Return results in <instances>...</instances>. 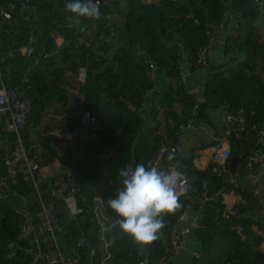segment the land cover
I'll use <instances>...</instances> for the list:
<instances>
[{"label": "trees", "instance_id": "obj_1", "mask_svg": "<svg viewBox=\"0 0 264 264\" xmlns=\"http://www.w3.org/2000/svg\"><path fill=\"white\" fill-rule=\"evenodd\" d=\"M10 1L0 0V6ZM32 2L39 41L47 46L50 57L39 66H34L31 58L19 52V48L28 42V30L20 15H15L12 25L3 27L0 55L4 82L8 89L18 87L25 91L32 104V112L27 118L23 134L26 145L35 144L26 141L25 134L39 123L54 120L50 132L60 128L73 129L79 123L80 112L76 113L75 108L68 106L71 100L68 92L71 89L78 87L81 93L88 96L89 109L97 111L100 125L98 137L90 140L85 155L87 158L71 173L81 186V194L87 198L80 218L85 217L98 229L94 214L95 196L102 199L107 215L113 219L120 218L108 207L107 201L114 198L123 187L121 169L127 168L128 164L135 168L138 163L146 167L153 166L163 144L175 145L179 142L177 132L181 125L191 122L188 121L190 118H196L197 115L204 119L208 109H229L233 114L243 110L244 124L249 132H241L240 138H229L231 152L225 166L232 171L230 168L236 165L235 171L240 172V186L234 188L230 184L228 173L220 174L224 167L219 164L212 163L206 173L218 186L219 194L233 191L239 202L227 208L218 199L215 206L221 210L219 220L212 226L197 230L202 253L191 264H264V231L254 219V213L261 207L257 194L259 186L253 185L251 179L257 166L249 170L246 162L239 159V156L248 154L246 151L254 143L255 135L264 130V26L258 22L261 12L255 0H190L184 6L172 0H163L159 4L130 0L126 17L127 32L130 40L146 54L139 60L131 57L123 48L110 54L113 45L106 44L105 35L101 34L90 49L94 77L86 84L78 82V54L74 53L78 50L74 35L77 30L64 26L63 9L67 0ZM229 11L241 15L238 20V36L228 34L226 40V53L232 62H237L236 68L225 69L224 65L209 69L204 102L200 104L187 93L184 86L163 87L152 98L154 126L139 132L142 120L138 110L146 93L154 86L150 77V60L156 61L162 76L177 83L180 79L181 49L189 53L195 64L199 49L209 43L207 24L216 25L215 33L224 30ZM55 34L65 38L61 47L57 46ZM176 36L182 38V43H179ZM108 56H112L109 62ZM179 103L189 110L188 113L180 114L174 110ZM195 108L196 114L192 112ZM162 111L166 113L164 122L159 117ZM163 124L166 126L165 135L161 134ZM5 138L13 139L14 136L4 134L0 129V144ZM255 146L254 143L252 149ZM188 164L180 156L167 152L162 156L158 168L167 170L170 165H175L176 170L182 172L185 167V173L191 180L193 174ZM84 172L90 176L91 187L83 179ZM41 192L44 201L54 202L50 191L46 195ZM179 204L175 213L163 218L170 246L171 233L188 204L186 194L179 197ZM18 208L16 198L0 196V264H21L7 258L8 246L17 242L24 221L25 213ZM239 214L244 216L237 218ZM113 233L115 237L110 248L113 263L136 264L142 245L123 233L119 224L113 227ZM95 247L100 250L99 236L96 237ZM146 249L160 257L169 256L171 250L166 249L158 240L146 246ZM102 258L103 253L98 251L97 264L101 263Z\"/></svg>", "mask_w": 264, "mask_h": 264}, {"label": "crops", "instance_id": "obj_2", "mask_svg": "<svg viewBox=\"0 0 264 264\" xmlns=\"http://www.w3.org/2000/svg\"><path fill=\"white\" fill-rule=\"evenodd\" d=\"M145 4H159L163 0H141ZM190 0H178L180 5H188ZM108 9L112 11V20L116 28L117 34L115 35L113 42V48L110 54L118 52L120 48L127 51L131 57L139 60L144 56L145 52L134 44L129 37L126 28V17L129 12L130 0H109ZM258 22L264 26V14L259 16ZM76 29L82 37V41L79 45L78 59L80 66L86 67L88 71L87 82L91 81L94 77V72L91 69L92 57L90 55L91 46L96 41V38L101 34L106 36L107 30L103 18L99 20H84L82 19L79 24H76ZM228 33L226 30H219L214 34V39L210 43V51L208 54L207 65L195 66L187 51L181 49L179 72L180 77L183 79L177 81V83L169 77H164L160 74V68L156 61L150 60V77L153 82V87H159L162 89L168 85L184 86L185 89H195V97L198 104L204 102L205 85L209 77V69L214 67H223L235 69L237 62H232L231 57L226 53V40ZM54 39L58 47H61L65 38L59 34L54 35ZM180 43V42H179ZM244 58V57H243ZM112 60V56L107 57V61ZM105 68V67H103ZM116 69V68H115ZM103 70V69H102ZM76 89H71L68 95L71 96L69 101V107L75 108V112L81 114L83 110L89 109V98L85 93H81ZM152 98L153 95L145 96V100L142 106L138 110V114L142 120V126L139 132H145L154 126V119L152 116ZM174 110L177 113H188V109L179 103L175 106ZM197 108L192 112L196 114ZM224 109H208L207 116L204 119L199 117H192L188 121H192V126L183 130V139L181 141L182 154L181 158L189 163L190 172L193 174V178L190 180L195 188L193 197L195 203L189 208L184 221H178L175 225L174 231L171 233V239L174 236L182 243V248L179 253L171 257L169 264H191L196 255L202 253V243L198 236L200 228H206L215 224L216 212L215 203L218 199L227 207L232 208L237 202L238 198L233 191L218 192V186L208 178L207 170L214 160V149L212 147V138L215 135L222 134L225 129V119L223 115ZM166 113L162 111L160 114V120L164 122V116ZM0 129L7 120V116L0 117ZM193 119V120H192ZM54 120L45 121L31 128L28 131L26 141H31L40 146L43 149V155L41 157V169L37 176L38 189L35 185L25 178L11 179L5 172L0 170V196H13L19 203V211L28 215H37L40 213L41 203L38 195V190L48 194L55 188L54 179L57 175L68 172L72 173L78 168L81 162L87 157L89 142L91 140L90 126H85L79 135L73 142H59L52 135L50 130L51 125L54 126ZM85 132V135L83 133ZM161 134H166V126H161ZM257 135H255L254 143L256 142ZM248 147L247 153L251 151L253 145ZM227 151H230V145H227ZM229 152V153H230ZM240 157V156H239ZM240 159V158H239ZM238 159V160H239ZM240 165V162L237 161ZM237 164V165H238ZM235 168V169H234ZM234 164L230 169L236 170ZM187 169V168H186ZM83 179L91 187L90 176L85 172L83 173ZM41 186V187H40ZM177 192L180 193L178 185ZM42 193V192H41ZM257 194L259 195L260 209L254 213L255 221L264 219V183L258 187ZM51 197L54 199V203L59 211L61 218V229L57 233V245L65 254H70L75 257L81 258L83 264H87L89 261L90 248L95 247L96 237L99 236L96 225H92L85 217L80 218L77 214L79 210L83 209L82 202H76L74 208L69 207L62 195L58 197ZM181 197V195H179ZM208 197V201L205 202L204 198ZM94 202V207H96ZM197 217L198 226H195L194 220ZM113 219V218H112ZM114 221V219H113ZM114 227V226H113ZM113 227L108 231L110 240H114ZM41 233V232H40ZM32 233L28 238L18 239L16 242L19 248V259L21 264H43L42 255L47 251L50 240L44 242L45 238H48L46 234ZM80 238H85L87 245L84 248H78L77 242ZM158 241H161L166 249L170 250V244L168 245L167 234L163 230L159 233ZM139 258L147 259L150 262H157L162 258L158 254L143 249V245L139 248ZM103 253L104 249L100 243V250ZM264 251V244H263ZM101 264V263H100ZM103 264H114L113 256L111 260H105Z\"/></svg>", "mask_w": 264, "mask_h": 264}, {"label": "built area", "instance_id": "obj_3", "mask_svg": "<svg viewBox=\"0 0 264 264\" xmlns=\"http://www.w3.org/2000/svg\"><path fill=\"white\" fill-rule=\"evenodd\" d=\"M178 0H172V2L177 3ZM102 12V18L105 23L107 30L104 42L106 44H112L115 35L117 34L116 28L112 20V11L108 9L109 0H95ZM258 4L261 14H264V0H255ZM20 15L22 18V23L28 30V42L27 44L19 48V52L32 59L34 66H39L43 61L50 57V53L47 46L40 43L37 30L35 27V6L32 0H11L8 4L0 6V48L3 44V27L5 25H12L15 15ZM241 15L239 13L229 11L228 23L225 28L226 32L233 37L238 36V20ZM64 26L67 29H76V24L73 22L70 14L65 13ZM207 34L209 36L208 45L201 47L197 53L195 66H203L208 60V54L210 51V43L214 39L215 31H217L216 25L213 23L207 24ZM77 30V29H76ZM75 40L78 42V50L74 53L78 54L79 45L82 41V37L79 31L74 34ZM146 54V53H145ZM144 54V55H145ZM192 59V58H191ZM79 64L78 71V82L80 84L87 83L88 71L86 67L80 66L78 55L77 60ZM262 64L264 69V55L262 57ZM183 76V75H182ZM182 76L179 81H181ZM187 93L191 96L195 95V89H186ZM161 92L159 87L151 88L146 94L154 95ZM32 112V104L30 100L26 97L25 91L16 87L14 89H8L4 82V75L1 68V55H0V117L3 115L7 116V120L2 126V132L7 135H13L14 138H5L0 144V170L3 169L5 174L11 179L25 178L30 180L35 187L38 189L37 173L41 169V157L43 155V149L37 144L26 145L23 140V134L28 116ZM225 119V129L222 134L215 135L212 138V147L214 149V160L213 163L219 164V166L224 167L221 173L229 174L230 184L234 188L240 186V172L229 171L225 166L229 159L230 151H227V145H229V138L234 136L240 138L241 132H249L244 124V111L240 110L236 114L230 112L229 109H224L223 111ZM98 114L95 109L83 110L80 115L79 123L76 124L73 129L60 128L51 132V135L59 142H73L75 138L79 135L85 126H90L91 129V140H95L98 137L100 130V125L98 123ZM1 120V118H0ZM192 126V121L186 125H181L177 136L179 142L175 145L163 144L157 159L155 160L153 166L158 168L159 162L162 156L171 152L177 156L182 154L181 141L183 139V130ZM255 129V127H252ZM255 148L251 149L247 155H241L240 161L246 162L247 169L253 170L257 166L255 173L252 175V183L255 186H261L264 183V130H261L257 134V139L255 142ZM128 169H134L131 164L127 165ZM186 168L183 167L182 172H180V177L178 181V188L180 193L186 188L188 204L186 210L180 215L178 221H184L186 214L195 203L193 193L195 188L193 183L188 179L186 173ZM55 188L51 192L53 197H58L62 195L65 203L74 208L75 203L78 201L85 203L87 198L81 193V186L73 177L71 173L63 172L57 175L54 179ZM38 195L41 203L40 214L28 215L25 214L24 221L21 224L18 239L28 238L32 233L46 234L48 238L44 239V242L50 240V245L47 251L42 255L43 264H83L81 258L75 257L70 254H65L57 245V233L61 229L62 223L59 216V211L54 203L46 202L43 200L42 193L38 190ZM208 197L204 198V201H208ZM94 202L97 204L94 207V214L98 224L99 241L104 249V258H102L101 264L105 260H111L112 253L110 251L113 241L109 239L108 231L113 226L119 224L120 218L113 219L107 215L105 212V207L102 199L99 196L94 197ZM84 210L81 209L77 214L80 216L83 214ZM216 218L215 222H218L221 213L220 208L215 206ZM228 218L229 215L225 214ZM244 215L239 214L237 218H242ZM198 226L197 217L193 223ZM257 224L264 231V219L258 220ZM235 228V227H234ZM241 230L240 228L238 229ZM242 231V230H241ZM240 231V232H241ZM87 245L85 238H80L77 242L78 248H84ZM9 254L7 258L11 261H18L19 259V248L16 243H10ZM182 248V243L174 236L171 239V250L170 255H164L157 262H150L147 259L138 258L136 264H169L171 257L180 252ZM146 249V246H143ZM98 249L96 247L90 248L89 261L87 264H97L96 257L98 255ZM201 254H197L196 257L200 258Z\"/></svg>", "mask_w": 264, "mask_h": 264}, {"label": "clouds", "instance_id": "obj_4", "mask_svg": "<svg viewBox=\"0 0 264 264\" xmlns=\"http://www.w3.org/2000/svg\"><path fill=\"white\" fill-rule=\"evenodd\" d=\"M64 12L73 22L82 19L99 20L102 12L95 0H67ZM178 163V162H177ZM180 172L175 165L167 170L138 163L134 169L120 171L122 189L107 201L108 207L120 217L118 223L123 233L137 244L149 246L159 238L165 227L164 217L180 207L177 192Z\"/></svg>", "mask_w": 264, "mask_h": 264}, {"label": "water", "instance_id": "obj_5", "mask_svg": "<svg viewBox=\"0 0 264 264\" xmlns=\"http://www.w3.org/2000/svg\"><path fill=\"white\" fill-rule=\"evenodd\" d=\"M176 38L178 39V41L180 42V43H182V38L180 37V36H176ZM83 135H85V132L83 133ZM241 232H243L244 233V231H241Z\"/></svg>", "mask_w": 264, "mask_h": 264}]
</instances>
